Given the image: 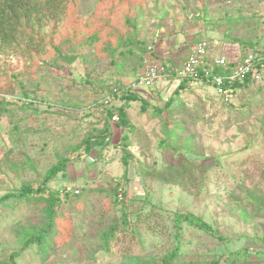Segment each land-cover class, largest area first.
Wrapping results in <instances>:
<instances>
[{
  "label": "rangeland",
  "instance_id": "1",
  "mask_svg": "<svg viewBox=\"0 0 264 264\" xmlns=\"http://www.w3.org/2000/svg\"><path fill=\"white\" fill-rule=\"evenodd\" d=\"M128 13L130 22L124 19ZM66 21L56 30L57 44L71 46L97 33L90 45L77 46L74 61H51L53 22L44 30L45 49L29 56L20 50L0 54V87H8L7 99L21 105L28 91L41 108L67 114L41 113L44 120L31 125L42 127L41 134H25L13 152L12 122L0 118V196L40 181L59 159L61 139L70 150L95 127L93 95L82 87L98 88L103 102L120 104L124 100L110 89L119 83L147 99L149 107L141 110L140 101L132 102L133 132L118 127V114L111 117L109 143L50 181L64 198L58 237L45 245V255L33 246L17 256V264H135L177 247L179 264H264V69L251 86L236 85L230 93L199 83L179 93L170 82L134 85L147 58L179 64L200 40L216 55L227 45L231 59L264 48V0H73ZM116 33L133 35L134 42L126 39L121 49L131 47L136 57L125 61L119 51L104 50L119 41ZM69 36L72 42L65 41ZM155 107L163 110L156 113ZM125 133L137 159L127 166V193L116 196L109 190L124 175ZM182 172L189 173L187 180H179ZM14 203L0 204V259L9 258L44 222L37 204ZM152 210L153 228L137 216ZM186 212L202 216L213 230L186 219L177 227L175 217Z\"/></svg>",
  "mask_w": 264,
  "mask_h": 264
},
{
  "label": "trees",
  "instance_id": "2",
  "mask_svg": "<svg viewBox=\"0 0 264 264\" xmlns=\"http://www.w3.org/2000/svg\"><path fill=\"white\" fill-rule=\"evenodd\" d=\"M72 2L73 0H0V54L16 52L17 50H20L22 51L23 55L29 56L31 55L33 49H45L47 45L44 42V30L49 24L53 22L54 25H51L52 30L50 32L51 36L49 43L51 44L52 49H54L56 54L51 58V61H59L60 59L66 60L68 62L74 61V59L76 58V54L74 55V52L78 50V47L83 45H90L89 43H92L94 39H96L97 33H93L83 42L79 41L75 44L71 43V46L68 45L70 43H67V46L66 44L60 45L54 42L56 38L55 35H57L58 33L56 30L58 28H63L65 22L67 23V13ZM111 12L113 13V9L111 10ZM111 16L112 15L109 16L108 14L106 18L109 19ZM124 19L126 22H130L132 19L130 13H128ZM262 23L264 22L261 21L260 24ZM55 24H58V26ZM116 34L118 35V33ZM72 39L73 38L69 36L65 38V41L72 42ZM116 39H119V41L109 42L107 48H104V50H107L108 53L111 51L114 52V50L119 51V57L122 58V60L124 59L125 61L128 58L133 59V57L135 56V52L133 53L131 51V47H128L127 50L125 49L124 52L123 49H121V47H124L126 45V39L134 42L133 35L131 36L127 33H122L121 35H118ZM241 42L243 43V41ZM64 46L68 49L65 50ZM144 50H147V47L141 48V51ZM253 53L257 57H260L259 66L264 69V48L255 49ZM139 57L142 59V55H140ZM158 61L170 66L178 65V63H174L172 61ZM223 72L224 70L222 67H218L216 69V73ZM254 81H256V79L247 77L245 81L240 84V86H251ZM17 82L20 83V79H18ZM41 82H43V80ZM170 83L177 84L176 92L179 93L187 89L188 85L192 84V80L188 78L173 79L170 81ZM199 84L213 85L212 82L208 80L206 82H200ZM37 86L39 87L42 85L37 84ZM7 88L4 89L0 87V118L3 116H7L12 122V125L8 130V135L11 138L12 142V146L10 147V150L12 152L13 150H16L18 144H20L22 140H24V138L26 137L25 134H28L29 132L31 133L33 131L35 133L38 132L36 135L41 134L40 131L42 127L38 128L39 131L31 127L34 122H41L44 120L42 119V117H39L41 113H46V111L51 110L50 112H53L55 115H58L60 117H65L67 115H59V113H55V109H53L52 107L50 108L47 106V109L41 108L33 100L37 96L28 91L24 92L25 97L23 103L21 105H17L16 103H13L12 100L7 99V97L4 95L5 93H7ZM81 89L84 94L88 95L89 93H91L93 95V99L89 104L94 109H96L93 111V114H95V125H93L95 126V129L93 128L89 132L85 133L79 140H77L76 144L72 145V150L67 149L69 146L68 143H66L64 139H61V142H63L62 148L60 147V149L56 151L57 154L60 155V157L47 169L40 181L24 182L17 192L7 193L0 196V204L10 199H14V206L19 205L22 202L34 203L35 205L37 204L38 206H40L44 212L42 217L44 221L43 224L39 228L35 229L33 233L27 235L19 249L12 251L9 254V258L7 257V259H0V264H17V256L20 255L24 250L33 246H36L38 248V251L42 256L45 255V245H47L48 243L55 244L56 238L58 237L57 234L59 233L58 229H56V225H58L60 220H63V218L58 215V209L64 199L62 196V191L60 189L52 187L50 185V181L57 178L58 176L64 175L69 163L74 161L83 162L88 156H90L94 147L105 146L109 143V140L111 139L114 132V128L110 124L111 117L118 114V127L126 129L127 132H133L136 129V125L132 121V117L130 115V111L132 110V102L140 101L141 110H146L149 107V101L147 99L136 92L126 90L123 85L119 83L116 88L114 86L110 87V89L114 91V97L118 96V99L124 100V102L122 101L123 103L120 104L103 102V98L100 95V91L98 88L84 86ZM233 89H235V85L229 84L227 82L225 83L224 91H226V93H230L231 91H233ZM49 105L52 106V104ZM154 109L156 113H160L163 110V108L158 107H155ZM128 138V133H125L121 139L124 147L123 154L120 160L125 167L124 175L120 177L119 181H117V183L109 190L113 195L116 196L121 192L127 193V166L132 160L137 159L133 151L129 147H127L129 143ZM66 149L67 151L64 154L63 151H65ZM188 178L189 173L187 172H182L179 176L180 181L187 180ZM64 186L65 192L67 184ZM154 212L155 211L153 210L146 213H144L143 211H139L137 214L138 220L142 223V225L146 224L149 227L153 228L152 221L155 218ZM183 219L190 221L204 231L213 230L212 225L208 221H206L202 216L192 212L178 214L175 217V225L177 227H180L181 221ZM118 227L119 225L117 224V227L114 226L113 230L108 232L107 238L109 241L115 238L116 230ZM261 240L264 242V237H262ZM178 254L179 251L177 247L173 252L168 253L162 257H151L150 260L135 264H179L177 260ZM42 260L44 261V259ZM218 262L216 261L214 264H218Z\"/></svg>",
  "mask_w": 264,
  "mask_h": 264
},
{
  "label": "built area",
  "instance_id": "3",
  "mask_svg": "<svg viewBox=\"0 0 264 264\" xmlns=\"http://www.w3.org/2000/svg\"><path fill=\"white\" fill-rule=\"evenodd\" d=\"M210 44L205 40L195 42L183 63L170 66L155 59H146L144 72L134 83L135 86L150 87L159 82L188 78L192 83L211 81L214 86L224 91L225 83L242 84L247 77L258 80L263 69L259 66L260 57L250 52L246 55L229 58L227 53L213 56ZM232 65V66H231ZM222 67L223 73H216ZM117 115L113 116L116 120ZM79 192V190H76Z\"/></svg>",
  "mask_w": 264,
  "mask_h": 264
},
{
  "label": "crops",
  "instance_id": "4",
  "mask_svg": "<svg viewBox=\"0 0 264 264\" xmlns=\"http://www.w3.org/2000/svg\"><path fill=\"white\" fill-rule=\"evenodd\" d=\"M263 25H264V23H263ZM264 27V26H263ZM223 49H224V51H222L221 53H219V54H217L216 55V52L214 51V49L212 48V55L214 56V54L216 55V57L217 56H220L221 54H223V53H226L227 51H228V47H227V45H225L224 47H222ZM181 63H183V62H181ZM180 64V63H179ZM79 162V161H78Z\"/></svg>",
  "mask_w": 264,
  "mask_h": 264
}]
</instances>
